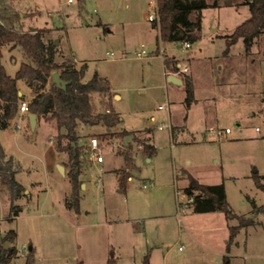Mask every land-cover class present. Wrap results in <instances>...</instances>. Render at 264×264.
Returning <instances> with one entry per match:
<instances>
[{"label": "rangeland", "instance_id": "374dc122", "mask_svg": "<svg viewBox=\"0 0 264 264\" xmlns=\"http://www.w3.org/2000/svg\"><path fill=\"white\" fill-rule=\"evenodd\" d=\"M249 1L208 0L200 38L186 47L183 40L162 39L160 25L148 19L156 9L149 0H11L21 13L20 29L43 30L46 40H60L58 60L77 67L88 62L83 80L96 71L110 79L116 91L94 92L93 104L98 111L114 101L124 122L78 129L87 155L80 212L66 203L71 163L54 145L60 132L55 122L38 115L33 128L31 111H19L1 130L4 146L14 154L5 152L6 159L13 156L16 179L25 185L15 198L0 175L1 251L6 255L15 248L8 264H29L30 244L37 249L36 264H247L241 256L217 258L239 219L197 212L184 191L190 174L204 183L226 184L234 210L255 222L239 231L233 250L246 253L248 264H264V213H254L249 199L264 204V190L253 176L255 170L264 174V33L248 54L243 38L224 54V35L251 15ZM12 45L4 47L3 62L15 74L25 56ZM168 55L188 66L181 70L195 81L193 99L184 83L167 79ZM182 71L173 74L180 77ZM19 83L24 97L32 99L27 83ZM215 115L219 120L212 126ZM227 126L232 131L220 137L217 130ZM124 127L134 134L130 147L120 135ZM96 154L104 161L97 162ZM13 205L21 211L12 219ZM10 229L18 230V237L4 240Z\"/></svg>", "mask_w": 264, "mask_h": 264}, {"label": "trees", "instance_id": "16d2710c", "mask_svg": "<svg viewBox=\"0 0 264 264\" xmlns=\"http://www.w3.org/2000/svg\"><path fill=\"white\" fill-rule=\"evenodd\" d=\"M249 3L251 15L232 33L224 35L228 46L224 54H229L231 45L238 42L240 38H243L246 43L247 53L251 52L256 39L264 33V0H251ZM210 5L208 0H159L160 21L154 22V25H160L162 39L193 43L200 38L201 11ZM195 11L199 13L196 20L191 18V14ZM20 18L21 13L16 10L11 0H0V130L8 128L19 113L20 101L24 96L19 93L18 80L23 79L33 91V97L29 101L30 111L47 120H55L60 129L55 146L59 151H66L69 154L71 163L69 176L73 186L72 196L67 197L66 203L68 207L80 212V188L83 186L81 174L84 169L83 161L87 155L83 151L84 137L79 134L78 128L82 124L99 123L111 128L121 123L123 118L113 103H107L105 108L98 111L93 104L94 92L109 93L112 90L111 81L107 76L96 71L89 80H83L89 66L88 62H83L80 67H77L72 60H58L60 51L56 41L52 38L46 40L43 30L20 29L17 25ZM9 43L21 48L25 56L15 75L7 71L3 62V47ZM179 62L176 56H165L166 70L171 73L181 72ZM54 71H59L63 78L70 80L66 89L54 83L52 78ZM182 72L184 75L181 77L184 79L189 98L193 99L195 81L193 77ZM130 131L122 130L120 135L124 139L127 134L133 133ZM126 146L130 147L131 144ZM13 165V156L6 159L5 149L0 141V175L17 198L24 191L25 186L16 179L18 167L14 168ZM253 176L256 185L264 190V174L261 175L258 170H255ZM125 182L126 176L121 175L122 187L125 186ZM184 191L189 197V202L195 203L197 212L223 211L226 218L239 219V224L230 225L228 249L244 226L255 223L253 218L234 210L228 200L224 182L204 183L190 174L189 185ZM196 191L199 192L196 193ZM249 199L253 203L254 213H264V204H258L254 198L249 197ZM12 211L13 219L20 214L21 207L13 205ZM17 235L16 229H10L4 240H13L17 238ZM28 250V263L36 264V246L30 244ZM6 251V255L0 256V264L10 263L15 248H9ZM106 264H114V260H109Z\"/></svg>", "mask_w": 264, "mask_h": 264}, {"label": "crops", "instance_id": "0c3cea01", "mask_svg": "<svg viewBox=\"0 0 264 264\" xmlns=\"http://www.w3.org/2000/svg\"><path fill=\"white\" fill-rule=\"evenodd\" d=\"M192 15V14H191ZM5 48L7 47V45H5L4 46ZM3 47V52H4V48ZM230 53H231V51H230ZM248 54V53H247ZM12 59H15V56H14V54H12ZM22 61H24V60H22ZM22 61H21V63H22ZM21 65V64H20ZM89 65V64H88ZM179 65L182 67V69L184 70V71H188V66H185V65H183V62L180 60V62H179ZM184 66V67H183ZM20 67V66H19ZM88 68H89V66H88ZM19 69V68H18ZM17 69V70H18ZM88 70V69H87ZM17 72V71H16ZM164 73H165V75H166V77H167V79H169V75H170V73L171 72H168L166 69L164 70ZM16 74V73H15ZM15 74H12V75H15ZM86 76V75H85ZM181 77V76H180ZM182 78V77H181ZM86 79H88V78H86ZM90 79V78H89ZM88 79V80H89ZM183 79V78H182ZM20 80H23V79H19L18 80V85H19V88L21 87V85H20V83H19V81ZM184 80V79H183ZM25 81V80H24ZM26 82V81H25ZM28 85V84H27ZM29 86V85H28ZM30 87V86H29ZM30 90H31V92L33 93V91H32V88L30 87ZM113 90V89H112ZM113 91H116V90H113ZM121 94V93H120ZM22 95L24 96V92L22 91ZM32 97H33V95H32ZM121 97H122V94H121ZM24 99H28V100H31V99H29V98H26V97H24ZM113 105H114V101H113ZM114 107H115V105H114ZM116 108V107H115ZM116 110H117V108H116ZM119 113H120V115H121V117L123 118V121L121 122V123H119L118 125H122V123L124 122V117H123V114L119 111V110H117ZM23 113H25V112H23ZM30 113V112H29ZM28 117H29V114H28ZM216 118V119H215ZM29 120H30V118H29ZM211 120H214V123H213V121H211ZM210 120V122H211V125L212 126H214L215 125V122H216V120H219V118H218V116L217 115H215L212 119ZM13 121V120H12ZM53 122H55V124H56V121L55 120H52ZM209 122V121H208ZM37 123H38V121H37ZM36 123V124H37ZM24 124V123H23ZM238 124L240 125L241 123L240 122H238ZM57 125V124H56ZM82 125H84V124H82ZM82 125H80V126H82ZM118 125H116V126H118ZM32 126V125H31ZM79 126V127H80ZM211 126V127H212ZM33 127V126H32ZM227 127H229V126H227ZM34 128V127H33ZM59 129V128H58ZM79 129V128H78ZM123 129V128H122ZM124 129H128V128H126V127H124ZM2 130V129H1ZM1 130H0V141H1V143H2V145H3V147H4V149H5V152L6 153H8V154H11L8 150H7V148L4 146V144H3V142H2V140H1ZM62 131H64V129H61ZM129 130H131V129H129ZM132 130H134V129H132ZM59 131H60V129H59ZM232 131V130H231ZM152 132V131H151ZM54 145H55V143H54ZM56 147V146H55ZM58 150V149H57ZM59 151V150H58ZM60 152H62V151H60ZM11 155H14V154H11ZM60 159H63V157L62 158H60ZM97 160V159H96ZM104 161V159L102 160V161H98L97 160V162H103ZM58 164V163H57ZM60 164V163H59ZM58 164V165H59ZM95 166V165H94ZM85 171V169H83V172ZM83 172H82V174H81V176L83 175ZM67 175H69V174H67ZM70 177V176H69ZM72 183V182H71ZM24 185V184H23ZM226 185V184H225ZM25 186V185H24ZM85 187L87 188V183L85 182L84 183V186H82V188H83V190L85 189ZM123 190V189H122ZM226 191H227V189H226ZM72 192H73V186H72ZM72 192H71V194H72ZM199 191H196V193H198ZM71 194L70 195H67V197H69L70 198V196H71ZM82 195H83V191H82V194H81V198H82ZM227 195H228V193H227ZM229 200V199H228ZM189 202V201H188ZM213 212H222L223 214H224V212L223 211H208V212H199V213H213ZM225 215V214H224ZM17 216H19V215H17ZM17 216H16V218H17ZM228 224L230 225V222L228 221ZM17 233H18V235H19V232H18V230H17ZM18 235H17V237H18ZM237 237V236H236ZM236 239V238H235ZM235 241V240H234ZM233 241V242H234ZM233 242H232V244H233ZM228 244H229V239L227 240V242H226V246L225 247H222V249L220 250V256H218L217 258L220 260V259H222V255H230V256H241V257H245L246 258V263L248 264V262H247V254L245 253V255H241L242 253L241 252H235L234 250H233V245L231 244V246H230V248L228 249ZM181 249V248H180ZM228 262H231V259L230 260H228Z\"/></svg>", "mask_w": 264, "mask_h": 264}, {"label": "built area", "instance_id": "2783aa9c", "mask_svg": "<svg viewBox=\"0 0 264 264\" xmlns=\"http://www.w3.org/2000/svg\"><path fill=\"white\" fill-rule=\"evenodd\" d=\"M69 1L73 2L74 0H69ZM149 3L152 6H156V9H155V12L150 11L148 13V19L151 20V21H154V22H159L160 21L159 0H149ZM183 45L188 47V46H191L192 43L190 41H184ZM112 54H114V52ZM29 101L30 100L24 99V98L20 101V108H19L20 112H28V111H30ZM160 107L161 108H165L166 106L165 105H160ZM257 128L260 129V127H257ZM229 132H231V128L230 127H226L225 129L224 128H219L217 130V133L219 134L220 137L224 136L225 133H229ZM91 144H92L93 148L97 149L99 147V139H98L97 136L91 137ZM96 159L98 161H102L104 159V157L101 154H96ZM181 205H182L181 204V200H179V206L181 207ZM181 209H182V207H181ZM181 211L183 212V209ZM180 220H181V224L183 225V217H182V215H180ZM180 248L182 249L183 246L181 245Z\"/></svg>", "mask_w": 264, "mask_h": 264}, {"label": "water", "instance_id": "95a60500", "mask_svg": "<svg viewBox=\"0 0 264 264\" xmlns=\"http://www.w3.org/2000/svg\"><path fill=\"white\" fill-rule=\"evenodd\" d=\"M59 42H60V40H56V44H59ZM52 78H53L54 83L58 84L59 87H62L64 89H66L68 84L70 83V80L63 78L59 71H54L52 73ZM169 80L176 82V83H184V80L181 77H179L178 75L173 74V73H170ZM19 93H20V95H22L21 90L19 91ZM189 103H190V101H189ZM29 118H30L31 125L33 127H35L36 123L38 121V114L35 112H30ZM133 138H134L133 133L127 134L124 138L125 144L128 145ZM58 166H59L60 170L65 173V166L62 164H59ZM83 186H84V184H83ZM4 255L5 254H4V252L1 251V246H0V256H4Z\"/></svg>", "mask_w": 264, "mask_h": 264}]
</instances>
